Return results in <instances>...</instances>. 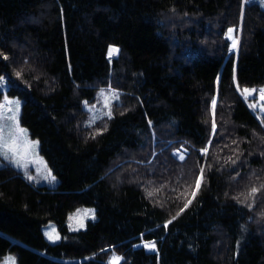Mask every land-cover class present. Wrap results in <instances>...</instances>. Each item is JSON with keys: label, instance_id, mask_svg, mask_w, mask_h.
I'll list each match as a JSON object with an SVG mask.
<instances>
[{"label": "trees", "instance_id": "16d2710c", "mask_svg": "<svg viewBox=\"0 0 264 264\" xmlns=\"http://www.w3.org/2000/svg\"><path fill=\"white\" fill-rule=\"evenodd\" d=\"M0 75L60 179L37 186L0 168V258L264 264V115L242 94L264 85L259 2L0 0ZM107 86L121 101L87 123L84 103ZM79 206L96 218L71 231ZM49 222L61 241L46 239Z\"/></svg>", "mask_w": 264, "mask_h": 264}, {"label": "rangeland", "instance_id": "374dc122", "mask_svg": "<svg viewBox=\"0 0 264 264\" xmlns=\"http://www.w3.org/2000/svg\"><path fill=\"white\" fill-rule=\"evenodd\" d=\"M261 4V6L264 8V0H255ZM241 28V27H240ZM233 33L232 36L238 41L240 40V31L236 30L234 27H232ZM232 40V39H231ZM238 44L236 49H232L231 51H234L237 53L238 51ZM114 48H117L113 46ZM111 47V48H113ZM119 49V48H117ZM109 54V53H108ZM117 55V54H116ZM113 55V56H116ZM9 80L7 75H0V105H4L3 109H0V114H6L8 116L16 114L15 108L16 104H19V113H18V121H19V127L22 129H25L27 131V139L29 141H38V145L35 147L34 151L30 150L29 155L25 157V160L21 162V165H17L15 161L9 157L5 158L3 155H0V168L10 166L14 168L16 171H18L21 176L28 181L29 183H32L37 186H48L51 188L58 187L60 183L59 177L54 173L53 169L48 164L46 158L43 156L40 150V141L37 138H34L30 135L28 129L22 124L21 122V112H22V100L18 96H12L9 94ZM248 89H255L257 90L253 95L248 96L244 95L247 99H252V106L255 105L254 110L256 111V114H258V117L260 118V114L264 115V99L261 98V91L264 90V85L261 86H253L248 87ZM105 97L108 98V104L109 107H105ZM121 101V93L118 89L107 86L104 88H101L98 90L96 94V98L93 102H85L84 108L88 111V118L87 123L93 124L99 119L103 117H109L107 113L110 111L111 116L113 115V107L116 103H119ZM11 102V103H9ZM9 108L12 109V111H7ZM0 123H8L11 124V121H3L0 120ZM18 143L21 144V151H23V141H18ZM27 163V167H24L23 165ZM54 177V179H53ZM90 210V214L85 216V211ZM94 214V218L93 215ZM96 218V209L92 206H79L77 209H75L69 216L68 219V226L71 231H77L84 229L86 227L87 221L92 220ZM81 223L83 224V227H81ZM43 232L46 237V239L51 243H57L61 241L62 236L60 232L58 231L57 225L55 222H49L43 227ZM49 233H52L55 237L56 234H58L59 239H49ZM145 244H153L150 242H146ZM148 250H156V247L149 248ZM115 257H119L120 260L118 264H120L121 261H123V255L122 253L111 252L109 254L108 262L110 264H116L114 261ZM0 264H18L17 263V256L14 252H7L2 258H0Z\"/></svg>", "mask_w": 264, "mask_h": 264}, {"label": "snow or ice", "instance_id": "6c2138e0", "mask_svg": "<svg viewBox=\"0 0 264 264\" xmlns=\"http://www.w3.org/2000/svg\"><path fill=\"white\" fill-rule=\"evenodd\" d=\"M233 29H229L228 35L229 38L232 39V49H236L237 48V44L238 41L233 38L232 33H233ZM119 49L117 48H110L109 49V57H112L113 55L118 54ZM257 90L255 89H248V88H244L243 89V93L242 94H246L248 96L253 95V93H255ZM261 91V98L264 99V90H260ZM11 103V102H9ZM216 105V101L213 100L212 101V107L213 109L215 108ZM105 107H109L108 104V98L105 97ZM253 107H255V105H253ZM4 105H0V109H3ZM7 111H12L11 108H9ZM15 112L16 114L8 116L6 114H0V120L3 121H11V124L8 123H0V155H3L5 158H9L11 157L15 163L19 166L21 165V162L23 160H25V157L29 155V151L35 149V147L38 145V141H29L27 139V131L25 129H22L19 127V121H18V113H19V104H16V108H15ZM107 115L110 117L111 116V112L109 111L107 113ZM215 128V123H213V129ZM18 141H23V151H21V144L18 143ZM203 151L207 152V149H204ZM179 159L183 160L184 156L180 155ZM24 167H27V163H25L23 165ZM203 169H201V176L197 179L196 185H195V191L192 192V198L194 199L196 196L197 191L199 190L200 186H201V182L203 180ZM54 179V177H53ZM257 190L254 188L252 189V192H256ZM192 203V200H188L187 204L185 205V207H187L189 204ZM181 211H183V209H181ZM90 214V210L85 211L84 215L87 216ZM93 218H94V214ZM175 219V217L173 218ZM168 223H171V221H169ZM167 225H165L166 227ZM81 227H83V224L81 223ZM49 239H59L58 234H56V236L54 237L52 233H49ZM146 247L149 248H154L155 244H146ZM120 258L119 257H115L114 261L116 262V264H118Z\"/></svg>", "mask_w": 264, "mask_h": 264}]
</instances>
